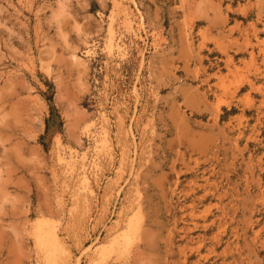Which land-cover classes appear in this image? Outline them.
<instances>
[{
    "label": "rangeland",
    "instance_id": "rangeland-1",
    "mask_svg": "<svg viewBox=\"0 0 264 264\" xmlns=\"http://www.w3.org/2000/svg\"><path fill=\"white\" fill-rule=\"evenodd\" d=\"M135 1L143 27L130 0L131 28L113 0H0V264H45L41 220L61 221L70 264H264V0ZM69 148L91 179L64 189ZM131 217L126 252H87Z\"/></svg>",
    "mask_w": 264,
    "mask_h": 264
},
{
    "label": "bare ground",
    "instance_id": "bare-ground-1",
    "mask_svg": "<svg viewBox=\"0 0 264 264\" xmlns=\"http://www.w3.org/2000/svg\"><path fill=\"white\" fill-rule=\"evenodd\" d=\"M123 2L124 0H113V3H112L113 11L112 12H116V14L122 13V16H123L122 22H124L128 27L131 28L133 24L132 21L134 20L132 19L131 12L128 10V7L124 6ZM130 2L135 6L136 10L140 14L139 16L140 19L138 22L139 25L142 27L145 26V18L143 17V14L139 8V5L137 4L135 0H130ZM112 15L113 14H111V23L108 24V28H107L108 33H107V40H106V46H105V48L107 49L110 55H112L116 51V48L119 47V43L117 42L118 38L116 40L114 36L115 33H114L113 26H112V18L114 16ZM86 48L87 50L85 51V54L86 56H89L92 50L89 48V46ZM71 56L73 60L82 62L75 53H72ZM134 91L136 92L137 90L135 89ZM99 119L101 123V131L103 134H105L104 143H106L108 142L107 140H108L109 129L106 127V123L108 122V116L104 109H100L98 120ZM93 129H96V119L89 121V123L84 127L83 133L87 137L94 138V134L96 133L92 131ZM96 132L98 131L96 130ZM61 145L62 143H61L60 138H57L55 141V148L59 149ZM105 147L106 145L104 144L103 148ZM55 157H56L57 167L59 166L60 168L64 170V173L61 176H62V182L65 184H64V187L62 188L65 189V185L67 184V182H72L74 177H77L80 182H83L85 184L90 183L91 176H90V173L88 172L89 168H86L87 151L81 152L77 149L69 148L68 153L57 151L55 153ZM112 159H113L112 154L109 155V157H107V160L110 161L111 163H112ZM119 166H118V169H119ZM118 169L116 173H118ZM139 174L140 173L138 171L135 173L134 179L136 182L135 183L136 186H138ZM62 200L59 199V202ZM70 200L74 202L71 204V207L68 208V211L72 215V213H74V209L72 208L76 206L79 201L74 200L72 198ZM89 207L90 206L86 202H83L82 208L77 210L78 211L77 219L80 221V224H81L80 227H82L84 225L83 222H85L90 217ZM192 215L194 214L192 213ZM60 222L41 220L34 225L33 235L35 238V246L37 248V252L39 256L44 260L45 264H70L71 252L67 244L65 243L63 237H61L59 234L63 232V231H60V228H61L60 226L62 224ZM120 222L121 220L115 219L114 228L116 227L117 229L120 226ZM125 224H126L125 225L126 230L123 228L124 232L119 234V236L112 237L108 241L109 243L108 245H106L107 242L99 243V244L96 243L86 248L87 252L89 253L90 251L91 254L95 256V258L97 256H99V258L104 257L110 252H115L117 255H121L122 253L126 252V250H128L129 248V245L131 244V240H130L131 234L135 235L134 232H136L138 229V223L135 218L131 217L125 220ZM93 256L91 259H93ZM94 261L95 260L93 259V262Z\"/></svg>",
    "mask_w": 264,
    "mask_h": 264
},
{
    "label": "built area",
    "instance_id": "built-area-1",
    "mask_svg": "<svg viewBox=\"0 0 264 264\" xmlns=\"http://www.w3.org/2000/svg\"><path fill=\"white\" fill-rule=\"evenodd\" d=\"M103 78H104V76H102V78H101L100 75L98 74V72H96V74L94 75V82H95V85H96V87H95L96 91H97V88H101L99 80H103ZM113 86H114V84L112 82V91L109 90V96H108L110 101H113V97H115L114 93L116 91L114 90ZM95 97H97L96 103L99 102V96H97V92H96V96Z\"/></svg>",
    "mask_w": 264,
    "mask_h": 264
}]
</instances>
